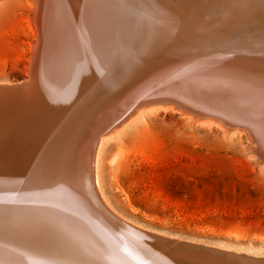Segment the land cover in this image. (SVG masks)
<instances>
[{
	"label": "bare ground",
	"instance_id": "bare-ground-1",
	"mask_svg": "<svg viewBox=\"0 0 264 264\" xmlns=\"http://www.w3.org/2000/svg\"><path fill=\"white\" fill-rule=\"evenodd\" d=\"M26 1L27 69L0 80V264H264L262 246L177 236L126 216L102 181L104 145L164 112L235 138L264 171V123L255 133L153 95L105 116L141 82L234 76L264 86V0Z\"/></svg>",
	"mask_w": 264,
	"mask_h": 264
},
{
	"label": "rangeland",
	"instance_id": "rangeland-1",
	"mask_svg": "<svg viewBox=\"0 0 264 264\" xmlns=\"http://www.w3.org/2000/svg\"><path fill=\"white\" fill-rule=\"evenodd\" d=\"M27 4L0 0V80L6 82L22 78L31 56ZM172 115L148 118L104 145L102 181L111 203L177 236L264 248V171L256 172L235 138Z\"/></svg>",
	"mask_w": 264,
	"mask_h": 264
},
{
	"label": "water",
	"instance_id": "water-1",
	"mask_svg": "<svg viewBox=\"0 0 264 264\" xmlns=\"http://www.w3.org/2000/svg\"><path fill=\"white\" fill-rule=\"evenodd\" d=\"M233 77L232 79H225L222 76L203 77L199 79L200 81H194L195 84H189V87L171 81L166 85L159 82H152L151 84L141 82L129 88L116 104L105 113V116H107L108 120L112 119L114 116L116 117L118 115L117 113L123 110L122 106L129 99H132V101L135 100L136 104L134 108H136L137 105L141 104L142 99L145 100L153 95L152 99H155L154 101L160 100L166 103L177 102L181 106L184 105L183 107L186 108V110L198 116L218 121L220 115L228 119L231 124L239 120L242 124L240 127L245 126L242 129H247L248 131H254L256 133L257 127L254 124L264 123L261 122L264 120V86L254 82L245 83L240 80L234 81L240 78ZM26 84L28 86L30 81L15 87L5 86L8 88L6 92L25 87ZM142 90L144 91L140 92ZM213 94L218 96H211ZM40 124L42 125L43 123L40 122L38 126ZM234 126L235 124L232 125V127ZM262 130H264V127ZM76 142H78V138H75L73 144L64 152L65 155L68 154L67 157H69V159L71 157L69 164H71L74 153L76 152ZM56 174L54 173L52 176V178L55 177L54 180L57 179ZM57 183L58 182L54 185H57Z\"/></svg>",
	"mask_w": 264,
	"mask_h": 264
}]
</instances>
